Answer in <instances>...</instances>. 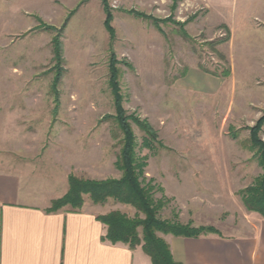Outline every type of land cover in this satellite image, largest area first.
Here are the masks:
<instances>
[{"label":"rangeland","instance_id":"obj_1","mask_svg":"<svg viewBox=\"0 0 264 264\" xmlns=\"http://www.w3.org/2000/svg\"><path fill=\"white\" fill-rule=\"evenodd\" d=\"M108 5L114 39L102 0H0V131L22 137L21 161L57 159L81 178H120L115 59L143 181L165 202L159 216L253 237L264 252V218L241 195L263 172L250 133L264 114V0ZM56 37L63 72L54 89ZM90 201L102 215L144 219L130 204Z\"/></svg>","mask_w":264,"mask_h":264},{"label":"crops","instance_id":"obj_2","mask_svg":"<svg viewBox=\"0 0 264 264\" xmlns=\"http://www.w3.org/2000/svg\"><path fill=\"white\" fill-rule=\"evenodd\" d=\"M3 126L0 264H153L142 246L131 248L105 237L102 212L90 200L80 210H51L52 202L68 192L71 165L57 159L21 161L19 155L28 153L20 145L22 137L16 140L11 126ZM165 238L181 264H264L263 244L253 237L221 232Z\"/></svg>","mask_w":264,"mask_h":264},{"label":"trees","instance_id":"obj_3","mask_svg":"<svg viewBox=\"0 0 264 264\" xmlns=\"http://www.w3.org/2000/svg\"><path fill=\"white\" fill-rule=\"evenodd\" d=\"M102 2L106 12L104 25L111 39H114L113 14L110 11L108 0H102ZM53 43L56 77L52 87L55 89L62 77L63 54L62 44L57 37L53 40ZM109 70V85L114 99L115 118L124 135L122 149L116 161V166L123 172L122 176L120 178L96 180L70 174L68 192L54 200L50 209L58 210L69 206L72 210H80L85 202V197H88L94 203H104L109 199H113L117 202L130 204L144 215V219H132L119 211L100 215L99 219L108 228L105 237L112 243L122 242L131 248L142 246L144 252L150 256L153 264H181L175 260L170 244L157 232L194 238L209 235L208 233L221 235V232L214 225L194 226L192 222L183 223L178 220L163 219L159 216V211L164 207L165 202L156 200L154 186L150 183L145 184L143 181L146 163L142 157H138L136 151V137L129 124L132 115H127V111L123 106V94L121 93L119 71L115 59L110 61ZM226 75H228L227 72ZM136 120L147 134L156 138V134L148 122L140 121L138 118ZM263 125L264 114L256 125L251 128L250 133L251 142L253 147L257 149L258 161L263 172L255 178L251 185L243 189L241 195L246 209L257 212L264 218V140L259 136ZM140 227L142 233L138 230Z\"/></svg>","mask_w":264,"mask_h":264}]
</instances>
